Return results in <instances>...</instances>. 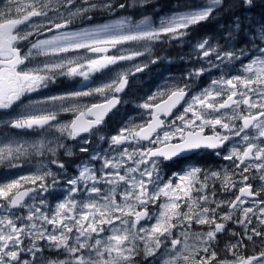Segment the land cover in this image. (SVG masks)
<instances>
[{
    "label": "snow or ice",
    "instance_id": "6c2138e0",
    "mask_svg": "<svg viewBox=\"0 0 264 264\" xmlns=\"http://www.w3.org/2000/svg\"><path fill=\"white\" fill-rule=\"evenodd\" d=\"M147 2L0 0V110L5 113L0 125L8 129L0 137V166L10 171L33 156H49L47 163L39 160L34 171L0 179V264H136L141 255L155 264H264V251L239 254L245 241H264V199L260 198L264 196V18L252 23L254 17L246 15L243 21L233 17L224 36L230 49L209 38L194 46L197 58L222 70L199 92L189 98V83L171 78L136 105L143 110L141 123L129 117L107 137L108 149L92 148L88 159L76 165L78 174L68 176L58 159L61 149L73 155L65 139L89 145L122 102L118 94L125 91L130 77L160 59L152 57L155 42L183 40L191 27L224 7V0H206L158 22L147 15L138 21L124 16L71 27L77 20L91 21L95 11L112 13L117 7ZM240 3L245 9L255 6L254 0ZM236 6L232 0L227 10ZM244 23L247 43L236 48L235 34ZM44 32L51 35L33 42L31 38ZM24 44L29 45L27 51ZM110 49L116 54H108ZM145 54L146 63L119 69L99 86L22 102V97L47 88L57 76L88 81L93 74ZM38 56L60 58L29 67ZM233 62L239 64L235 75L230 74ZM208 70L201 67L186 76L194 80ZM92 96L103 99L81 103ZM182 102L183 111L167 119ZM60 113H72L73 118L60 122ZM16 130L39 132L40 138L17 139ZM99 139L104 141L105 136ZM89 150L80 147L82 153ZM206 150L230 164L220 170L187 165L164 177V162ZM61 177L66 195L50 206L44 194L52 195ZM254 181L259 182L255 187ZM216 183L223 193L236 190L235 198L217 199ZM80 193L86 195L77 200ZM222 208L228 210L221 213ZM229 221L241 225L243 232L232 233L238 236L226 245L232 259L221 260L213 242ZM194 225L207 230L196 231Z\"/></svg>",
    "mask_w": 264,
    "mask_h": 264
},
{
    "label": "flooded vegetation",
    "instance_id": "af4514ba",
    "mask_svg": "<svg viewBox=\"0 0 264 264\" xmlns=\"http://www.w3.org/2000/svg\"><path fill=\"white\" fill-rule=\"evenodd\" d=\"M147 12H148L147 14L143 13L140 18H142L146 15L148 16L151 13V11H147ZM94 14L96 15V11L94 12ZM102 15L105 17H108V16H111L112 13L104 12ZM185 38L188 40V42L185 39L184 45H183V47H185V49L181 50V53L179 55L180 58L185 62V65L183 67V70H182V73H181L180 79H179L180 84H183L185 82L189 83V81H190V78H188L186 76V74L189 71H191V68L189 66H187V61H188V59L192 53L191 44L189 45L190 41L192 40L191 32L188 31V35ZM31 39L34 42L35 39H39V38L33 37ZM196 39H198V38H196ZM171 43H172V46L169 45L167 39H165L164 42H160V41L155 42L156 45H153V47H152V56H154V57H161L162 56L163 57L162 63H160V59H159V61L155 64V66L160 67L159 74L156 75V73H153V72H156L155 66L149 65L143 72H140L142 77H152L153 80L156 81L158 79L159 75L161 76V75L169 74L170 77L176 78L175 57H176V50H177V47H176L177 41L173 40V41H171ZM28 46H29L28 44H24L23 50L27 51ZM188 48H190V49H188ZM88 55L91 56L92 54L89 53ZM145 56H148V54H145ZM58 58H60V57L59 56H38L35 58L34 62L29 65V67H34V66H36V64H42L44 62H53ZM106 71H107V69L101 73L93 74L92 78L88 81H84L81 77L69 78L66 76H57L56 81L54 83H50L47 88H42V89L38 90L37 92L29 93L25 97H22V102L24 104H27L29 101L40 100L46 96L59 95V94H63V93L68 92V91L86 90L87 87H95L97 75L103 77V76H105ZM133 76H131L130 79ZM130 79H129V81H130ZM192 94H194L193 89L190 87L189 94H188L189 98ZM83 101H85V102H83ZM81 102H83L85 104L97 102L96 96L85 97L82 99ZM182 111H183V104L180 107L176 108L173 111L172 115L167 119H169V120L174 119L175 116L179 115L180 112H182ZM4 117H5L4 111L0 110V118H4ZM72 118H73L72 113H60L58 120L60 122H65V121L71 120ZM109 120H110V118L105 120L104 125L106 123H108ZM101 127H103V125ZM5 133H8V129L5 128L3 125H0V137H3V135ZM15 137L21 138V139H26L28 141H33V140L40 138V133L35 132V131L20 132L19 130H16L15 131ZM73 141L74 140L65 139L63 142L72 145ZM63 153H64V149L59 150L58 159L61 160L63 163H66L68 168H69L72 165V163L76 162L78 157L74 154L72 156H66ZM31 158H36V160L33 161ZM31 158H29L28 163L23 164V165H25V167L21 168V169H25V168H27V170L31 169L29 167L30 161L37 162L39 159V157H37V156H33ZM45 159L48 160L49 156H45ZM229 164H230V162L224 161L221 157L216 156L211 150L198 151L195 153H191L189 156H184L183 158H180V159H175L172 161L164 162V164H163V175L165 178H168L171 176V174L173 172H179L181 169H183L187 165H196V166H199V167H202L205 169H210V170H220ZM52 168L54 169V171H57V168L55 165H52ZM11 174H12L11 170L7 171L4 169L3 166H0V179H5L8 176H10ZM173 179H175V178H173ZM258 183H259L258 181H254L253 182L254 187L257 186ZM215 188H216L217 194H218L217 199H234L235 195L237 194L236 190H233L230 193L221 192L219 183L215 184ZM47 197H50V196H47ZM51 197L54 200L57 198V194L53 193L51 195ZM263 197L264 196H262L260 198L262 199ZM224 211H225V208H222L221 213H223ZM196 226L197 225L193 226V229H195ZM198 227H203V228H198ZM201 230L206 231L207 226H199L198 225L196 228V231H201Z\"/></svg>",
    "mask_w": 264,
    "mask_h": 264
},
{
    "label": "rangeland",
    "instance_id": "374dc122",
    "mask_svg": "<svg viewBox=\"0 0 264 264\" xmlns=\"http://www.w3.org/2000/svg\"><path fill=\"white\" fill-rule=\"evenodd\" d=\"M151 0H149L150 2ZM91 2H94V3H103V2H106V0H91ZM129 2V0L127 1ZM206 0H196L195 3L190 7V8H195L203 3H205ZM114 4L118 5L119 2H115V0L113 1ZM118 8V7H117ZM116 8V9H117ZM174 12H177V11H169L167 13H164L162 15H159L158 17L153 18V20L157 21L159 20V18L161 17H164V16H167V15H170ZM124 16H131L134 20H140L142 18H137L135 17L131 12H128V11H125V12H121L120 15H113L112 17L106 19L105 21H100V22H94L93 20L89 21L88 23H86L85 21H80V20H77V21H80L81 23L79 24L78 27H73L74 29H79V28H83V27H87L89 24H92V25H97V24H104V23H109L111 22L112 20H115V19H118L120 17H124ZM149 16V15H148ZM49 35H51L50 33H44L42 34L41 36H39L38 38L40 39H44V38H47ZM220 40V39H219ZM154 45H156L154 43ZM127 47H131V45H127ZM110 54V51L109 53ZM111 54H116V53H111ZM253 55H255V53L253 52ZM153 57V56H152ZM139 59L142 58V57H138ZM149 57H147L146 59H143L142 58V61H139L136 60L133 61L131 63V65L133 63H136V64H139V63H146L148 61ZM214 59V58H213ZM248 59H251V56L248 57ZM118 65H124V61L123 62H120ZM118 65H114L113 66V70L116 66ZM130 65V67H131ZM202 67L206 68V69H209L208 71H205L207 73V76L210 77V78H217L219 77L220 75H222V70L219 69L220 71L217 72V68H209V65H203ZM125 68V66H124ZM201 68V67H199ZM194 69H198V68H195ZM238 71H239V64H237L236 62H233V65L230 66V74L231 75H235V74H238ZM115 72L112 71V74L108 75L107 79L105 82H108L109 78L114 74ZM172 78V77H171ZM176 79V78H175ZM141 78L140 76H136L135 78L133 79H130L129 81V84L128 86L126 87L125 91L122 92V93H119V95L122 97L123 99V106L115 113L114 117H116V123H115V127H110L107 132H103V131H100L99 133H97L96 137L92 136L90 139H89V145H83L79 139L77 140H74L72 142V145L71 144H68L65 143V145H67L66 148H70L71 151H75L77 148H78V155L81 157L79 161L77 162H74L72 163V165L68 168L67 164H65V169H66V173L68 176H73V175H76L78 174V169L76 167L77 164L81 163L82 161H85L88 159V157L92 154L91 152V149L92 148H98V149H108L109 148V145H108V142H107V137H109L110 135H114L116 134V132L119 130L120 127H122L125 122L128 120L129 117H131L133 119V121L137 124L141 123V119H140V113L143 111L141 109H139L138 107H136V105H138L139 103H142L147 96L153 94L154 92L157 91L158 88H162L165 86L166 82L169 81V80H166V79H161L157 84H155L153 87H151V89H149L150 87H146V91L144 92L143 95H141V92H138L136 89L137 87L134 86V84H137L138 82H140ZM104 83V82H103ZM141 83V82H140ZM100 97V96H98ZM100 99L102 100L103 97H100ZM144 119L146 120L147 119V116L145 114V117ZM109 123V122H108ZM106 123V125L108 124ZM105 125H103V127H101L100 129L104 128ZM106 130V128L104 129ZM99 135H104L105 136V140L104 141H101L99 139ZM84 138L88 139L87 136H85ZM39 139V138H38ZM22 140H26V139H22ZM37 140V139H36ZM28 141V140H27ZM34 141V140H33ZM31 142V141H29ZM80 147H89V152L88 153H82L80 152ZM65 152V151H64ZM33 161L36 160V158H31ZM39 160H43L45 163H47V159H45V156L44 157H39L38 161ZM37 161V162H38ZM37 162H32L30 161V168L29 170H27V168L25 169H21V168H24L25 165H22L21 168H17V169H12V174L10 176H8L6 179H11V178H16L18 177L19 175H24V174H27L29 173L30 171H34L35 168L38 166ZM96 164V166L98 167L99 166V162H93ZM52 168V166H51ZM52 170L54 171V169L52 168ZM53 193L57 194V198L56 199H52L51 197H48V200H49V205L52 206L54 205L57 200L59 199H63V196L66 195V185H65V182H64V178L61 177L60 178V183L57 185V189L56 191H54ZM45 196H49L48 194H44ZM86 195V193H80L76 196V199L77 200H80L82 199L84 196ZM218 248V247H216ZM225 248V245H223V249ZM46 254H49V255H52V256H55L54 253H46ZM59 258L63 259L64 257L63 256H60ZM232 259V258H230ZM228 259V260H230Z\"/></svg>",
    "mask_w": 264,
    "mask_h": 264
},
{
    "label": "trees",
    "instance_id": "16d2710c",
    "mask_svg": "<svg viewBox=\"0 0 264 264\" xmlns=\"http://www.w3.org/2000/svg\"><path fill=\"white\" fill-rule=\"evenodd\" d=\"M120 1V0H119ZM181 1V0H180ZM255 6L251 9H245L240 3V0H236L237 6L233 8L232 11H228L229 5L232 3V0H224V7L221 8L218 12L214 13L213 17L209 19L206 22H202L194 27H192V32H201L204 34L208 33L209 36H212L215 39L220 38V41H223L225 34L229 30V22L233 21V17L239 16L241 20H244V17L250 16L254 17L255 19L252 21V23H255L256 20H260L264 18V0H254ZM186 1L181 3V6H185ZM180 6L179 0H155L149 4L140 6L137 4V6L132 8L127 7L130 10V12H133L135 16H139L144 11H151V12H157L159 9L168 10L171 8H175ZM142 9V10H141ZM163 11V10H162ZM216 14V16H215ZM248 28V24L244 23L242 25V28L240 32L237 35V40L240 44H245L246 37H245V31ZM158 54V53H157ZM241 227V228H240ZM238 230H226L225 233L222 234V237L217 241L215 247L217 246L220 251V253L217 251V248L214 250L217 252L218 258L221 260L224 259H230L232 258V254L228 251H226V245L229 243H235L238 236H233L232 233L241 234L243 232V228L240 225ZM230 231V233H229ZM229 233V234H227ZM223 245H225V248L223 249ZM261 251H264V241H262L259 238H254L253 241L244 242V246L241 247L239 254L243 256H252V255H258ZM136 264H147V259H145L142 255L138 256L136 258Z\"/></svg>",
    "mask_w": 264,
    "mask_h": 264
},
{
    "label": "bare ground",
    "instance_id": "6f19581e",
    "mask_svg": "<svg viewBox=\"0 0 264 264\" xmlns=\"http://www.w3.org/2000/svg\"><path fill=\"white\" fill-rule=\"evenodd\" d=\"M217 196H218V194H217ZM195 226V225H194ZM198 226V225H197ZM197 226H196V228H197ZM196 228L194 229V230H196ZM198 228H203V227H198ZM241 228V227H240ZM218 237V236H217Z\"/></svg>",
    "mask_w": 264,
    "mask_h": 264
}]
</instances>
